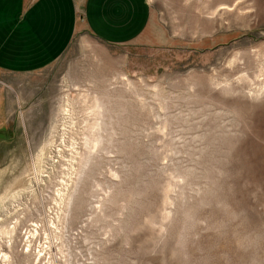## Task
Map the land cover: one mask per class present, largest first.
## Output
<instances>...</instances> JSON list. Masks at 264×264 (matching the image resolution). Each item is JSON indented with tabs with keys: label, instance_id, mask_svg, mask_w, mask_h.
I'll return each mask as SVG.
<instances>
[{
	"label": "rangeland",
	"instance_id": "rangeland-1",
	"mask_svg": "<svg viewBox=\"0 0 264 264\" xmlns=\"http://www.w3.org/2000/svg\"><path fill=\"white\" fill-rule=\"evenodd\" d=\"M0 71V264H264V0H146Z\"/></svg>",
	"mask_w": 264,
	"mask_h": 264
},
{
	"label": "crops",
	"instance_id": "crops-1",
	"mask_svg": "<svg viewBox=\"0 0 264 264\" xmlns=\"http://www.w3.org/2000/svg\"><path fill=\"white\" fill-rule=\"evenodd\" d=\"M148 19L146 0H0V71L41 70L84 32L107 43L129 42Z\"/></svg>",
	"mask_w": 264,
	"mask_h": 264
}]
</instances>
